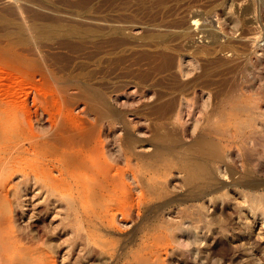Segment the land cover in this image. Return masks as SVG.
I'll return each mask as SVG.
<instances>
[{"label":"rangeland","instance_id":"obj_1","mask_svg":"<svg viewBox=\"0 0 264 264\" xmlns=\"http://www.w3.org/2000/svg\"><path fill=\"white\" fill-rule=\"evenodd\" d=\"M131 20L147 35L133 50L111 33ZM263 26L264 0H0V217L23 213L28 238L14 246L33 264H264ZM200 134L217 157L193 150ZM181 158L209 184L185 182Z\"/></svg>","mask_w":264,"mask_h":264},{"label":"bare ground","instance_id":"obj_2","mask_svg":"<svg viewBox=\"0 0 264 264\" xmlns=\"http://www.w3.org/2000/svg\"><path fill=\"white\" fill-rule=\"evenodd\" d=\"M249 6L250 5H248V7ZM189 21H190V25L192 26L197 25L199 23L198 18L194 14L191 15ZM140 23L143 24L142 22ZM141 24H139V22L137 21L131 20L127 25L123 26L122 28L115 27L111 29L112 31L111 33L113 34V36H115L114 38L115 44L125 45L129 49H132V50L137 47L136 45H142V41L143 39L147 37V35L144 33L142 29L145 26L143 27ZM118 33L121 34V36H119L120 38L116 37ZM190 46L192 47L193 44ZM193 47L196 48V45ZM199 50H201V48ZM197 51H194V53H197ZM136 53H137V57H136L137 60L135 63H137V65L138 64L141 65L143 63V62L141 63L142 60L149 59L150 62L146 63L148 64L147 69L156 71V70H161L162 68H167V69L174 68L176 65L175 56H172L171 54L167 55V53H164L163 51H158V52L154 51L153 54L152 53L148 54V52L146 53L145 51H139V52L137 51ZM89 98L91 100V103H93L92 105L99 111V113H101V115L103 114V115L108 116L112 113L107 103L97 93L93 94L92 96L89 95ZM175 102L176 100L174 99L172 102L173 104L171 103L170 107L168 108V111L166 112V115H169V116L175 115L176 113L174 112ZM235 109H238V108H235ZM85 130L86 129H83L81 131L78 130L77 131L78 133H75L74 131H73L74 133L70 132V133H73L71 135V138L74 141H76L78 135H81L83 138H85L86 136L89 135L87 131L85 132ZM156 133L159 137L165 138L167 141L172 140L171 130L160 128V129H157ZM192 148L198 153L211 156V158L217 157L220 153L217 143L213 139L207 137V135H204V134L198 135L193 140ZM78 154L84 155V153H82L81 151H79ZM180 164H181L182 171H184V181L187 183H190V182L193 183L197 179L204 177L207 180V183H204V186H206L209 184L208 182L212 179V173H211L210 167L203 162H197L192 158H181ZM250 184H253V182H250ZM2 191H0V196L3 195ZM200 192H203V190H201ZM41 210H44V207H41ZM22 215L23 213H21L20 211L13 210V212H10L9 214H5L4 216L0 217V225H1L0 226V264H33V253L21 251L26 248L22 249L20 247L14 246V245H17V241L23 238L28 239L27 237H23V235H20L18 233L17 226L12 224V222L15 223L18 220H20L22 218ZM15 237H18V238H15ZM35 264H44V263L36 261Z\"/></svg>","mask_w":264,"mask_h":264},{"label":"built area","instance_id":"obj_3","mask_svg":"<svg viewBox=\"0 0 264 264\" xmlns=\"http://www.w3.org/2000/svg\"><path fill=\"white\" fill-rule=\"evenodd\" d=\"M256 45L260 52H264V26L259 28L255 38Z\"/></svg>","mask_w":264,"mask_h":264}]
</instances>
